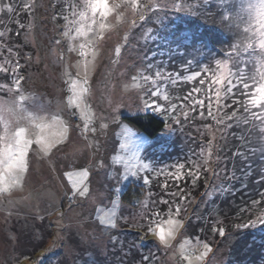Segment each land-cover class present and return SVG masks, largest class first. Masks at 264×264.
Here are the masks:
<instances>
[{
    "label": "rangeland",
    "instance_id": "374dc122",
    "mask_svg": "<svg viewBox=\"0 0 264 264\" xmlns=\"http://www.w3.org/2000/svg\"><path fill=\"white\" fill-rule=\"evenodd\" d=\"M84 2L85 0H36L29 3L32 7L26 12L23 6L26 0H0V8H4V11H0V31L8 30V35L0 38V44L6 45V47L0 48V63L8 59L12 64H15L17 59L19 60L21 66L19 75L24 77L21 82L22 94L27 98L23 102L22 108L27 112L34 113L37 117H42L45 123H50L53 116H58L68 128L67 139L57 144L46 156L39 153L34 144L29 148L26 157L28 167L24 173L21 186H9L0 182V264L38 263V259L17 258L21 251L28 247L29 241L34 239L36 221L41 223V220H44L47 224L53 225L52 228L54 231L58 230L57 232H60L65 226L77 229L81 226L86 230L87 225H89L87 222L99 224V216L103 213L97 212V209H104L105 212L115 211L116 222L121 206L120 193L131 180L140 179L143 181L146 175L144 171L135 176L130 173L125 174V169L139 168L143 164H147L150 168V164L142 159V152L148 144L149 138L127 123L123 119L125 115L151 112L161 116L168 125L163 134L171 140H176L177 136L184 133L195 136L194 145L190 148L192 152L188 157L191 160L197 159L201 146L206 145L213 138V134L219 138L221 133L217 129L223 126H217L216 122L207 116L209 100L207 84L203 86V92L200 94V97L204 99L203 111L207 117L202 119L200 118V106L197 105L196 109L192 110L188 101L183 99L193 86H199V79L193 82L181 81L176 84L170 80L160 81L158 85L145 84L142 80L132 81V76L136 75L140 67L139 57L143 54H147L150 58L155 57L152 61L154 64L161 67L166 66L169 71L173 72L180 69L181 63L187 62L186 58L180 55L170 61V55L174 49L163 44L165 40H168L164 38L167 37L168 33H170L173 42H178L179 50L188 45L187 55H190L189 58L193 54L198 55L201 47L205 49L212 44L213 55L206 56L207 60L204 64L210 65L212 68L216 67V60L226 59L224 53L231 52L233 44L239 45L240 42H245L246 36L252 37L255 48L241 52L238 57L233 53L236 63L246 72L247 67H253L252 63L256 62L259 55V47L256 42L258 38L243 32L242 26L245 23H242L240 19L243 17L245 21L247 20V13L243 12L242 9L247 5L248 0H242L241 3H238L231 17L223 13L225 7L222 4H213L199 14L195 20L203 27L206 26L210 29L208 36L202 35L201 32L186 30L179 23L168 28L170 30H163V26L171 19L179 18L180 14L184 12V10H180V14L179 11L176 14H171L170 12L175 10L170 4L171 0H164V2L169 3V6H158L157 12L148 13L143 29L138 25L129 32L132 17L130 11L126 12L127 23L121 21L115 27L107 29L104 39L97 42L95 59H93L90 49L87 50L89 52L87 56H81L79 45L84 43L86 38L70 39L64 36V32L67 30V22L63 16L67 15L71 18L69 4L78 5L76 10L81 11L84 10ZM119 2L120 0H109V6ZM182 2L184 5L188 4L187 0H182ZM8 4L13 6V13L11 14L7 12L5 7ZM52 7L56 14L55 11L51 10ZM226 17L228 19H225ZM96 19L99 21L101 18L97 15ZM107 21L111 24L115 23L111 15L107 17ZM253 23L255 22L253 21ZM20 25H24V27L21 28ZM95 27L99 30L98 24ZM148 29L151 30V33L148 39H145L143 32ZM126 33L129 34V43L122 49L118 62L113 63L117 60L115 47L118 43H123ZM217 33L224 34L233 44L225 45ZM56 40H60L61 44L57 45ZM23 43L28 47L23 46ZM7 47H12L13 52L19 53V57L10 56ZM73 48H75L74 51L70 50ZM174 56L175 54L172 53V57ZM85 60L91 62L88 75L90 91L86 93L80 109L68 107V97L71 95L68 81L77 79V72L81 74V78L83 77ZM197 66L200 67L199 63H193L190 72L200 71ZM228 67L233 72L236 71L231 61ZM154 71L155 69H153V75ZM217 71L220 72V70ZM190 72L181 73V75H187ZM0 83H10V75L6 77L5 74L0 73ZM157 86L162 89V94L158 98H153L149 89L155 90ZM224 91L225 89L222 88L221 92ZM172 93H176V95L171 97ZM164 95H167L169 100H165ZM10 96L6 92H0V98L7 99ZM11 98L13 97L11 96ZM210 98L215 111L214 91ZM228 99H224L222 96L220 103L230 106L224 109V112L230 115L235 109V105L232 100L229 101ZM145 100L150 103L154 101L165 107L168 106L169 102L175 103L177 110L169 113H157L151 109H144ZM181 104L185 105L183 109L180 108ZM185 111L189 113L187 119L184 115ZM237 115L246 118L242 113L237 112ZM227 122L232 123V121ZM253 122L249 125L258 132V134L253 133V135L254 137L260 136L261 126L255 125ZM85 123H88L91 128H95L96 131L82 135ZM259 123L257 121V124ZM205 125L211 126L212 131L206 129ZM246 125L241 119L240 127L234 125L227 130L225 139L220 140V144L224 145L220 155L229 159L220 165L210 161V166L216 168L217 171L221 167H226L228 172L226 174L221 173L220 176H216L212 172H204L205 193H216L221 190V185H224L223 182L231 185L232 180L236 179L243 165L246 166L244 157L241 158L238 155L234 159L231 158L234 151L240 153L241 150L244 152V156L247 155L248 146L245 134H241ZM234 133L236 135H233ZM237 136H240L241 139H237ZM2 150L3 144L0 143V152ZM97 152L99 159L107 160L106 172L99 168H92L88 186L91 191L102 194L103 202L90 206L85 198H78L79 204L73 201L70 205L66 192L70 191L71 185L66 173L78 170L79 166H90L89 161L97 159ZM205 154H207V149H205ZM113 157H119L121 163H113ZM117 169H119L118 175ZM19 174L23 175V172H19ZM5 192L9 194H4ZM207 197L208 195L204 194L203 198L201 197V202L205 201L204 199ZM112 201H116L115 205ZM196 201L191 202L188 210L182 211V218L186 219L191 215V209ZM70 208L71 210H69ZM260 211L261 209L247 213L248 220L249 218L255 219ZM141 218L139 219L141 220ZM230 220L231 218H229ZM226 221L227 219L223 218L218 219L215 223L223 224ZM235 221L237 220L232 219L230 222ZM100 226L110 228L107 225ZM258 226L261 224L255 227ZM57 232L55 233L57 238H53V233V239L48 241V245L58 247L55 243L58 240L61 241L62 238ZM180 232L184 233V229H181ZM180 232L177 233L176 240L173 241L174 248L170 250H165L151 235H147L148 239H151L165 251L164 261L162 262L160 259L155 264H187L186 261H182L177 250L185 240H190L192 244H195L196 240L189 238L185 233L181 235ZM228 235L229 232H226L224 237L216 240L215 245L220 243L219 248L208 243L212 247L213 253L209 254L205 264H209V262L211 264L223 263L225 255H223L222 247L226 245L221 242L229 241L232 236ZM96 244L102 253L106 251V239L104 241L102 239L96 240ZM40 259L39 257V261Z\"/></svg>",
    "mask_w": 264,
    "mask_h": 264
},
{
    "label": "snow or ice",
    "instance_id": "6c2138e0",
    "mask_svg": "<svg viewBox=\"0 0 264 264\" xmlns=\"http://www.w3.org/2000/svg\"><path fill=\"white\" fill-rule=\"evenodd\" d=\"M208 0H204V3L201 4V7L206 4ZM175 10H185V5L182 0H171L170 3ZM111 10L108 15H100L99 13L93 12L91 0H85L84 2V10L77 11L78 5L69 4L68 8L71 10V18L67 15L63 16V19L67 22V30L64 32V36L69 37L70 39H76L77 37H85L86 41L79 45L80 55L87 56L89 52L87 50H91V55L93 59H95V48L96 44L99 40H103L105 36V31L109 28H112V24L107 21V17L111 15L113 19L119 16V13L122 8L130 6L131 8V23L129 24V32L132 29L136 28L138 25L143 29L144 22L148 16V13H155L158 11L159 7H168L169 3L164 2V0H120L119 3H114L109 6ZM7 12L9 14L13 13V6L8 4L5 6ZM32 5L25 3V10H30ZM0 11H4V8H0ZM97 15L100 16V20L96 19ZM138 18V19H137ZM55 19V17H53ZM225 19H228L227 17ZM91 21V23H88ZM124 22L127 23V17L124 18ZM99 25V30L95 27ZM21 28L24 25H20ZM249 32L253 31V25H248ZM261 31H264L262 29ZM249 32H245L248 34ZM74 33V34H73ZM151 30L148 29L146 32H143V36L145 39H148ZM8 35V30L0 31V38L6 37ZM253 37H257V43H261L260 38L257 35H252ZM152 40V36H151ZM129 43V34L126 33L123 38V43H118L115 47V54L117 60L113 61V63H117L120 56L121 51L125 48ZM56 44L60 45L61 41L56 40ZM6 45L0 44V48H4ZM255 43L252 37L246 36L245 42L241 44H233L231 46V52H225L224 55L226 59L216 60V67L212 68L210 65H204L200 71L190 72L193 61H187L186 63H181L180 69L178 71H169L167 67H161L158 64H154L152 61L155 57H149L147 54H143L139 57L140 59V67L136 73V75L132 76V81L142 80L145 84L158 85L160 81H171L173 84L177 82H193L199 79V86H193L189 92L184 96V100L188 101L191 105L192 110L196 109V106H200V118L206 119L204 115V99L200 97V94L203 92V86L207 84L209 90V100H208V113L207 116L210 117L213 121L216 122L217 126L222 125L223 127H219L217 131L221 133L219 138L213 134V138L210 139L206 145L201 146L200 153L197 156L196 160H191L190 162L194 165V167L188 168L185 172V164L180 163L174 165V171H165L161 169L157 172V175L164 174L165 175V183L162 185L164 189L168 188V180H173L176 184V187L179 189L178 191H172L167 193L172 197V200L161 199L159 201L160 204L168 205L167 219H164V214L159 211L153 210L151 215L142 212L141 215L143 220L135 225L138 229H143L146 235H151L155 238V240L159 241V245H162L165 250H170L174 248L173 241L176 240L177 233L180 232L181 229L187 228L189 225L186 224L185 220L180 219L182 211L184 210L183 205L188 201V197L190 196V190H186L183 187H180L181 181L186 179H190L191 186L195 187L197 185V181L201 178L204 172H212L216 176H220L221 173H227L228 169L226 167H221L217 171L216 168L210 166V161L213 164L220 165L224 163L229 158L226 156H221L220 153L224 148V145L220 144V140H224L227 136V130L231 129L234 125L236 127H240L241 119H243L244 124H250L252 121L259 120L260 125V136L261 143L264 144V103L254 104L253 98L256 95V90L262 84H264V50L259 48V56L257 58V63L259 64V68L256 73L252 75H248L244 68L239 67L236 61L233 58V53L236 57L240 55L242 51H248L249 49H254ZM72 51L75 48L70 49ZM7 52L9 55H14L19 57L18 52H13L12 47H7ZM255 54V53H253ZM62 59V57H61ZM232 62L233 67L236 68V71L233 72L230 67H228L229 62ZM20 63L17 59L15 64H12L8 59H5L4 62L0 63V73L5 74L6 77L10 75V83H0V92H6L10 94L14 100L15 98H19L15 103H0V119H2L3 114L9 115H19L22 111L23 102L27 99L22 94L21 82L24 80L22 75H19L20 72ZM91 67V62L88 60L84 61V73L81 78V74L77 72V79H70L68 81L69 91L71 95L68 97V107H73L76 109H80L81 105L84 103V98L86 93L90 91L88 87V75ZM153 69L154 75H153ZM217 70H220L218 73ZM187 75H181V73H189ZM257 76L259 80L257 81ZM249 80L252 81V84H249ZM226 82V83H225ZM243 88L244 95H246V99L244 101L234 100L233 103L240 105L243 107L244 112L249 113L247 118H241L237 115L238 109H234L231 114L224 112V109L230 107L229 105L220 103L221 98L223 96L224 99H228L230 95L234 96L236 91H239L240 88ZM225 89L222 93L221 89ZM253 89V91L249 92V89ZM151 97L158 98L162 94V89L160 87H156L155 90H151ZM215 92L216 99V108L213 110V104L211 100L212 92ZM165 100H169L167 95H164ZM185 105L181 104L180 108H184ZM144 109H151L157 113H169L175 112L177 110V105L175 103L169 102L168 106H162L156 102H149L148 100L144 101ZM252 109H258V112H253ZM185 118L187 119L189 113L187 111L184 112ZM34 121V127L38 129L36 136H29L27 134L22 133L14 140L9 138L4 141L3 150L0 152V168L5 167L12 163L18 151H23L28 153L29 145H36L38 152L43 153L45 156L54 148L57 144L61 143L63 140L67 139L68 128L65 126V122L61 121L58 116H53L50 123H45L43 118L32 117ZM38 123H35L37 121ZM227 121H232V123H228ZM104 127V125H102ZM168 127V125H165ZM255 127V125H254ZM206 129H209L211 132V126L205 125ZM55 129V130H53ZM95 128H91L88 123L84 124L82 135H87L89 132H95ZM233 135H236L235 133ZM237 139H241L240 136H237ZM205 149H207V154H205ZM255 152V150H253ZM260 152L264 154V146L260 148ZM244 156V153L233 152L232 159L237 156ZM27 156L21 157L20 160L16 163L13 168V173L23 172L28 167V162L26 159ZM215 157V159H213ZM113 163L120 164L121 160L119 157H113ZM106 159H99V153L97 152V159H93L89 161L90 166H79L76 171H69L66 173L68 181L70 182L71 189L66 192L67 199L71 205L73 201L80 203L78 198H85L90 206H94L97 203L103 202V197L100 192H93L90 190L88 186L89 174L92 168H99L102 171L106 172ZM141 171L151 172L156 171V169H150L147 164L141 165L139 168L135 169H125V174H131L133 176L138 175ZM117 175L119 174V169L116 170ZM15 176L9 174L6 179L11 180L14 179ZM144 185H148L150 180L147 175L143 178ZM260 183L264 186V164L261 165L260 172ZM208 195V193H205ZM261 199L253 200L252 205L258 206L264 203V192L260 194ZM178 198V201L177 199ZM113 205H115L116 201H112ZM155 205V202H153ZM71 210V208L69 209ZM250 211L248 208L241 209V213ZM97 212L103 213V215L99 216V224L107 225L110 228H116L117 224L115 222V211L105 212L104 209H97ZM258 224L264 225V210L260 211V214L256 216L255 219L249 218L246 223L237 224V228H249L255 227ZM158 229L163 230L162 232L158 231ZM213 232H218L221 237L226 235L225 227H213ZM183 235V232H180ZM144 239L143 237L141 238ZM115 243V238H113ZM131 247H135L133 243ZM179 255L182 258V261H186L189 264L192 256H195L194 264H205L206 259L209 257L210 253H213L212 247L206 242H203L199 239L196 240L195 244H192L190 240H185L180 248L177 250ZM175 254V253H174ZM27 259V257H25ZM139 264H155L153 254L145 255L139 261ZM211 264V262H209Z\"/></svg>",
    "mask_w": 264,
    "mask_h": 264
},
{
    "label": "trees",
    "instance_id": "16d2710c",
    "mask_svg": "<svg viewBox=\"0 0 264 264\" xmlns=\"http://www.w3.org/2000/svg\"><path fill=\"white\" fill-rule=\"evenodd\" d=\"M33 1L36 0H26V3L29 4ZM187 2L188 4L185 5V9L187 10H184L183 14H180L181 11H179L180 17L175 20L171 19V21L163 26V30L166 29L165 31H167L168 28L179 23L186 30L201 32L202 35L208 36L210 29L206 26L203 27L195 18L213 4H222L225 7L223 13L231 17L236 5L241 3L242 0H208L203 7H201V4L204 3V0H187ZM51 10L55 11L53 7ZM170 13L176 14L178 11L174 10ZM252 25L253 31H255V23ZM245 26L246 24L242 28ZM217 35L221 37L225 45L233 44L224 34L217 33ZM164 38L168 40H165L163 44L168 46V48L174 49L171 52L170 61H173L177 55L184 56L183 58H186V61L199 63L200 67L197 66L198 69L200 68L199 70H201L202 65L204 66L207 60L206 56H211L214 52V48L210 44L205 49L201 47V50L197 53L198 55L193 54L189 58L190 55H187L188 45L179 50L178 42L172 41L170 33ZM23 46L27 45L23 43ZM172 53L175 54L174 57H172ZM243 64L245 66V63ZM252 66V68L247 67L246 69L248 75L256 73L260 67L257 59L256 62L252 63ZM258 80L259 77L257 76ZM248 82L250 85L252 84L251 80ZM248 91L251 92L253 89L250 88ZM243 93L244 90L241 86L240 90L236 91L235 95L231 96L228 100L244 101L247 97ZM173 95H176V93H172L171 97ZM234 105V108L238 109V112L242 113L244 117L247 118L249 116V113L244 112L242 106ZM252 111L258 112L259 110L252 109ZM123 119L149 138V142L142 152V159L150 164V169H156V171L146 173L150 180L148 185H144L140 179H133L120 193L121 206L116 220L117 227L107 229L94 222H87L89 225H87L86 230L81 226L78 229L65 226L60 232H57L58 230L54 231V228H52L53 225L47 224L44 220H41V223L36 221L34 239L29 241L28 247H25L17 258L38 259L37 264H139L143 256L151 253L153 254L155 263L159 262L160 259L162 262L164 261L165 251L151 239H148L142 228L138 229L135 225L143 220L142 212L151 215V212L156 210L164 214V219L167 218L168 205L160 204L159 201L162 198L172 200V197L167 193L178 191L179 189L173 180H168L169 186L167 189H164L162 185L165 183V175H157V172L161 169L174 171L173 166L180 163L185 164V172L188 168L194 167L188 157L190 156V152H192L190 148L194 145L193 139L195 136L184 133L177 136L176 140L167 138L163 134L166 120L151 112L125 115ZM257 121L259 120L253 123L262 126L260 123L257 124ZM253 133L258 134L257 130L249 124L241 131V134H245L248 146L246 149L247 155L245 154L247 159L244 160L246 166L244 167L243 165L242 170L236 179L232 180L231 185L223 182L224 185H221V190L208 194V197L204 199L205 201L201 202L206 192L205 173L197 181L195 187L191 186L190 179H186L180 183V187L190 190V196L188 197V201L183 205V208L188 210L191 202L197 200L194 202L191 215L188 218H182V213L179 217L189 225L184 229V233L193 240L199 239L215 248H219L220 243L218 245L215 244L216 240L221 238V236L218 232L212 231L214 226L225 227L226 232H229L228 236H232L229 241L221 242L226 245L222 247L223 255H225L222 264H264V225L255 228L236 227L237 224L248 221L247 213L249 214L253 210L264 209V203L258 206L252 205V201L261 199L260 194L264 192V186L260 183L261 165L264 164V154L260 152V148L264 144L261 143V137H254ZM240 153L244 152L240 150ZM176 199L178 201V198ZM153 202H155V205H153ZM244 208H248L250 211L241 213V209ZM140 217H142L141 220L139 219ZM223 218L227 219L223 224L215 223L218 219L221 220ZM229 218L231 220L236 219L237 221L230 222ZM31 228L33 229V227ZM56 232L62 238L61 241L58 240L55 243L58 247L48 245V241L53 237V233V238H57L55 236ZM253 234H256V236H253ZM142 237L144 238L143 240L141 239ZM113 238H115V243ZM100 239L103 241L106 239V251L104 253L101 252L99 246L96 244V240ZM133 243L135 247H131ZM39 257L41 258L40 261Z\"/></svg>",
    "mask_w": 264,
    "mask_h": 264
},
{
    "label": "clouds",
    "instance_id": "9594fccd",
    "mask_svg": "<svg viewBox=\"0 0 264 264\" xmlns=\"http://www.w3.org/2000/svg\"><path fill=\"white\" fill-rule=\"evenodd\" d=\"M93 12L99 13L100 15H108L110 13V9L107 6L108 0H91ZM119 16L114 19L115 23L112 24L113 27L120 24L121 21H124L125 13L131 11L130 6L122 8ZM243 12L247 13V20L245 21L243 17H241V22L245 23L246 26L243 28V32H249L248 25H252L253 21L255 22L256 29L255 31L249 32L251 35H257L260 38L261 43L258 44V47L261 50H264V0H248L247 5L242 9ZM19 98H11V96L7 99L0 98V103L8 104L15 103ZM254 104L264 103V84H262L256 90V95L252 101ZM32 117H37L32 112H27L22 108V111L19 115H9L3 114L2 119H0V143L4 145V141L6 139H15L22 133L27 134L29 136H36L38 129L34 127V121ZM35 121V123H38ZM31 145H29V148ZM28 153L23 151H18L15 160L9 165L0 168V182L4 185H16L21 186L24 180V173L27 171L25 169L23 171V175L19 174V172L13 173V168L16 163L20 160L21 157L27 156ZM12 174L15 176L14 179L8 180L6 177ZM4 194H9L5 192ZM158 231L162 232L163 230L158 229ZM154 238V237H153ZM155 239V238H154ZM159 243L158 240H156ZM195 256H192L189 264H194Z\"/></svg>",
    "mask_w": 264,
    "mask_h": 264
}]
</instances>
